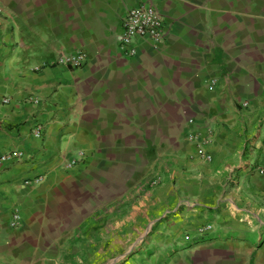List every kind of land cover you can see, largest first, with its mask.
Returning a JSON list of instances; mask_svg holds the SVG:
<instances>
[{
	"label": "crops",
	"instance_id": "0c3cea01",
	"mask_svg": "<svg viewBox=\"0 0 264 264\" xmlns=\"http://www.w3.org/2000/svg\"><path fill=\"white\" fill-rule=\"evenodd\" d=\"M144 3L166 37L131 56ZM15 151L0 264H60L100 218L129 264H264V0H0V159Z\"/></svg>",
	"mask_w": 264,
	"mask_h": 264
},
{
	"label": "built area",
	"instance_id": "2783aa9c",
	"mask_svg": "<svg viewBox=\"0 0 264 264\" xmlns=\"http://www.w3.org/2000/svg\"><path fill=\"white\" fill-rule=\"evenodd\" d=\"M166 24L165 19L159 9L153 3H144L141 6L131 8L125 15L122 24V31L119 36L121 47L124 48L131 56L137 54L138 40H149L154 43L155 46H160L164 43L166 37ZM87 60V54L79 52L76 54L63 56L60 58V63L69 64L75 68H79L85 64ZM5 102H9L8 99ZM36 136H41V127H38ZM81 155H84L81 152ZM23 158V152L15 151L5 156H2L0 163L8 162L10 160H17ZM211 159V156H208ZM79 159H73L66 164V167L70 168L78 163ZM42 178H38L40 181ZM159 180H155L154 184H157ZM20 214L17 212L14 214V226H17L20 222ZM213 228L212 225H206L199 229L201 234L209 232Z\"/></svg>",
	"mask_w": 264,
	"mask_h": 264
},
{
	"label": "rangeland",
	"instance_id": "374dc122",
	"mask_svg": "<svg viewBox=\"0 0 264 264\" xmlns=\"http://www.w3.org/2000/svg\"><path fill=\"white\" fill-rule=\"evenodd\" d=\"M100 229L98 232H85L81 234L83 248L81 245L66 249V258H62L60 264H106L108 260L118 258L116 264H129L126 252L127 249L119 247L122 239V233H115V226L110 225V231H107V220L100 218ZM135 234H131V238ZM111 242H114L113 244ZM88 244V245H85ZM111 247V248H110ZM82 248V249H81ZM133 251V250H131Z\"/></svg>",
	"mask_w": 264,
	"mask_h": 264
}]
</instances>
